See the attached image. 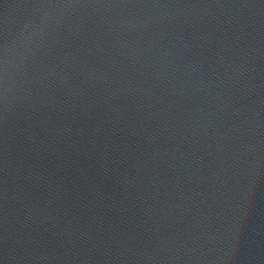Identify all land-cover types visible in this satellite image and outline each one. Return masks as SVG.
Wrapping results in <instances>:
<instances>
[{"label": "water", "instance_id": "95a60500", "mask_svg": "<svg viewBox=\"0 0 264 264\" xmlns=\"http://www.w3.org/2000/svg\"><path fill=\"white\" fill-rule=\"evenodd\" d=\"M0 264H264V0H0Z\"/></svg>", "mask_w": 264, "mask_h": 264}]
</instances>
